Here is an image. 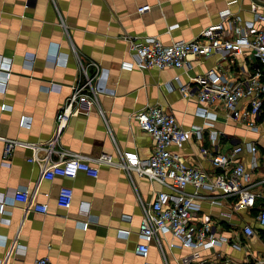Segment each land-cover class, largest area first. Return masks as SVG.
I'll list each match as a JSON object with an SVG mask.
<instances>
[{"label": "crops", "instance_id": "0c3cea01", "mask_svg": "<svg viewBox=\"0 0 264 264\" xmlns=\"http://www.w3.org/2000/svg\"><path fill=\"white\" fill-rule=\"evenodd\" d=\"M143 4L150 8L138 12ZM254 4L264 11V0H0V63L9 61L11 67L7 80L0 71V135L27 143L13 147L10 165L5 166L0 139V196L6 211L0 213V264H33L39 256H48L55 264H181L180 257L189 249L170 232L159 235L161 248L150 241L146 255L136 250L141 202L150 201L158 190H167L159 181L105 164L98 166L95 177L81 170L74 177L52 179L42 178L41 173L69 152L117 156L120 149L149 156L154 140L132 114L146 104H158L182 127L201 126V137L170 146L186 162L215 172L210 155L241 144L243 149L233 161L242 160L249 178L260 179L264 127L260 123L256 128L246 126L218 102H199L194 83L209 68L226 78L250 75L260 68L251 50L188 55L181 67L122 66L132 59L126 37L156 36L169 44L196 38L205 26L222 23L218 32L233 38L234 27L254 18ZM225 9L231 12L222 19ZM54 50L57 54L52 56ZM84 71L99 78L94 103L76 105L59 127L56 116L70 86ZM180 84L189 86V95H182ZM201 105L213 117L200 115ZM236 106L247 107V99L241 98ZM250 141L256 142L259 151L247 149ZM254 157L257 165H253ZM63 185L73 191L68 207L57 204ZM17 187H27L29 200L45 202L47 211L37 212L29 202L14 201L11 193ZM256 188L264 193V183ZM185 190L190 192L191 185ZM202 192L217 202L204 198L198 213H210L214 232L225 233L229 239L201 249L199 258L264 264V227L254 219L256 208H235V196L218 190ZM245 223L254 229L249 236L242 231Z\"/></svg>", "mask_w": 264, "mask_h": 264}, {"label": "built area", "instance_id": "2783aa9c", "mask_svg": "<svg viewBox=\"0 0 264 264\" xmlns=\"http://www.w3.org/2000/svg\"><path fill=\"white\" fill-rule=\"evenodd\" d=\"M252 20L245 21L241 27H234L235 37H223L218 30L222 23L210 24L204 27L200 35L192 39H177L169 44H164L156 36H147L141 40L126 37L131 60L123 61L122 66L140 69L156 67H181L188 55L207 56L215 51L228 50L233 54H241L245 49L258 59L260 68L245 77L226 78L214 68L207 69L197 75L195 86L197 100L206 105L218 102L234 117H240L246 126L256 128L258 123L264 127V11L258 5H253ZM150 8L149 4L139 5L138 12ZM231 11L225 9L220 15L223 19ZM57 51L54 50L52 56ZM31 59V57H30ZM10 62H1L0 71L4 73V80L10 74ZM99 78L87 74L85 71L81 79L70 86V94L63 108L56 116V123L63 126L76 105L81 102L93 104L98 91ZM5 83H2V87ZM102 88H104L102 86ZM104 90V89H103ZM180 90L185 97L190 94L189 86L180 84ZM247 99V107L238 109L236 103ZM5 107V104L1 105ZM197 112L205 119L213 117L206 106H199ZM141 129L148 132L154 145L152 152L147 157H140L134 150L117 149V156L109 152H100L96 156H85L79 152H69L63 159L46 166L41 177L52 179L56 175L74 177L79 170L87 175L97 176L98 166L112 165L123 168L130 174L135 171L140 176L157 180L166 186L167 190H158L148 202H141L142 217L138 226L140 242L136 250L142 255L148 251V243L155 241L161 248L159 235L172 233L179 243L187 247L189 252L180 257L181 264H234L228 258L216 263L213 260L199 258L201 249L212 247L216 243L228 241L225 233L214 232V222L208 212L198 213L201 201L205 198L210 202H217L212 196H206L202 191L218 190L224 196H235V208H256L255 221L264 227V193L255 187L264 183V173L260 179H250L242 160L235 156L243 149L241 144H236L228 150H218L210 155V161L216 171H205L182 159L179 154L170 149L172 144L181 146L189 138L201 137V126L191 128L182 127L176 118L165 112L158 104H146L132 114ZM24 123V117L21 124ZM216 134L211 132V136ZM4 141L2 152V165H10V154L16 145H27L19 139L0 135ZM247 149L255 153L259 148L254 141L247 143ZM201 152L206 153L205 148ZM29 160H33L30 157ZM258 164L254 157L253 165ZM260 164L264 168V144L260 149ZM191 185L192 190H185ZM11 198L21 203L29 202V206L37 212H46L45 202L29 200V189L17 187L13 189ZM73 191L69 186H60L57 192V204L68 207L71 203ZM259 200L260 204H257ZM219 202V200H218ZM5 201L0 196V213L6 212ZM88 221L82 223L86 227ZM126 231V230H125ZM242 231L249 236L254 232L253 227L245 223ZM1 236V234H0ZM1 238V237H0ZM170 245H173L170 242ZM238 247V244H234ZM19 250V249H18ZM20 251V250H19ZM33 264H55L48 256L36 257Z\"/></svg>", "mask_w": 264, "mask_h": 264}, {"label": "rangeland", "instance_id": "374dc122", "mask_svg": "<svg viewBox=\"0 0 264 264\" xmlns=\"http://www.w3.org/2000/svg\"><path fill=\"white\" fill-rule=\"evenodd\" d=\"M260 170H262V168H260Z\"/></svg>", "mask_w": 264, "mask_h": 264}]
</instances>
